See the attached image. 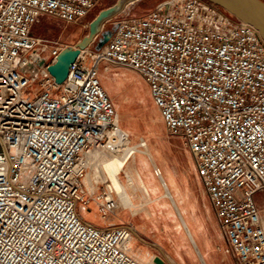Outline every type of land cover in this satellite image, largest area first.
<instances>
[{
	"label": "built area",
	"instance_id": "2783aa9c",
	"mask_svg": "<svg viewBox=\"0 0 264 264\" xmlns=\"http://www.w3.org/2000/svg\"><path fill=\"white\" fill-rule=\"evenodd\" d=\"M100 1L0 0V264H146L128 250L131 228H98L77 210L94 204L108 221L121 206L110 179L93 181L97 193L84 185L88 157L121 130L102 66L145 80L167 132L190 151L224 252L264 264L260 33L206 1L167 0L115 22L112 39L82 51L57 84L49 67L68 46L35 35V25L79 23Z\"/></svg>",
	"mask_w": 264,
	"mask_h": 264
},
{
	"label": "rangeland",
	"instance_id": "374dc122",
	"mask_svg": "<svg viewBox=\"0 0 264 264\" xmlns=\"http://www.w3.org/2000/svg\"><path fill=\"white\" fill-rule=\"evenodd\" d=\"M164 1L167 0H137L136 2L130 4L122 14L105 25L102 33L91 45L90 50L93 52H98L112 39L116 30L115 22H117L118 20L122 18L143 17L147 15L151 10L155 9L158 4ZM116 2L117 0L100 1L84 20L76 24H67L58 19L43 17L35 25L33 33L45 39L61 42L62 44L67 46H75L84 36L89 34V25L92 20L99 14V12L114 5ZM100 74H103L102 79L104 87L105 89H107V92L111 96L119 113L121 129L128 132V137L126 140V144L128 146H137L143 139L151 147L153 157H158L155 149H159L161 157H166L163 152H166L169 155L176 154L177 157H186L185 155H181L177 151V147H175V145L172 144L167 138V136H171L166 130L160 111L154 105L151 99L149 86L138 73L131 70L126 71L123 68L117 67H110V69L106 71L102 66L100 68ZM135 157H141L142 162L140 165V173L142 174V176L149 174L151 172V170L149 169V165L151 164L148 163L149 165H146L147 157L144 156L146 158L145 159L141 152H138ZM101 163L102 159L98 162L93 163L91 161V163L89 164L90 169L88 170L87 178H90L91 181H102L100 176L97 179L93 178L98 170L97 167H100ZM120 179L124 185H127V177L122 174L120 175ZM127 190L129 195L132 197V193L130 192L131 188L129 187ZM140 195L145 197V200L143 202V204L145 205L148 201V197L144 189H142ZM167 200L169 202L165 203V207L159 208L161 215L151 218L150 225L152 228H154L156 225L158 229H160V227L164 225L168 237H172V243L176 248V253L175 251H173L174 249L171 243L167 241V247L174 253L168 258L169 264H184L192 258L193 254L196 256L197 254L192 244L188 240L185 230L181 227L180 220L184 224L185 222L183 221L180 209L178 207L177 209H175L180 218L179 220L170 200ZM261 202L264 205V200H262ZM149 203H151V200H149ZM77 210L79 214L87 221H91L96 224L102 222V218L98 210H96L95 208H85L81 203H79L77 205ZM168 214L171 215L169 216L170 218L168 217ZM137 219H140V217H138ZM156 222L158 225L156 224ZM202 241L203 240L196 239L198 248L203 255L205 264H235L234 259L236 260V258L233 259L231 255H227L224 252L225 247L219 249L217 243H213L215 249L210 250L209 255L205 256L203 254L204 249ZM180 245L184 249H182ZM200 264H202L201 261Z\"/></svg>",
	"mask_w": 264,
	"mask_h": 264
},
{
	"label": "crops",
	"instance_id": "0c3cea01",
	"mask_svg": "<svg viewBox=\"0 0 264 264\" xmlns=\"http://www.w3.org/2000/svg\"><path fill=\"white\" fill-rule=\"evenodd\" d=\"M124 70L128 71V69ZM101 76L103 78V74ZM167 138L177 147V151L186 157H177L176 154L169 155L166 152H163L166 157H161L160 153L158 154L155 149L158 157H153L154 164L162 171L161 179L154 175L153 165H150L151 172L142 176L140 173L141 157L131 158L125 170L121 173V175L123 174L127 178L131 176L136 182L133 185H129L128 179L126 180L127 185L125 186L127 189L129 187L131 188V198L138 213H133L131 209L121 205L116 214L113 215L109 221L102 220L101 223L96 224L81 217L85 222L98 228H106L108 226L131 228L133 237L128 244V250L135 258L143 263L151 264L156 257H161L165 261V264H169L168 258L174 254L173 251L176 253V248L172 243V237H168L164 225H162L160 229L155 227L152 228L150 225L151 218L161 215L159 208H164L165 203L169 202L165 199L166 197H164L165 189L162 187L161 183L163 181L167 186V190H169L172 195L173 202L171 200L170 202L174 211L176 212L173 203H175L181 211L185 224L182 223L177 212L176 214L180 220L181 227L185 230L187 238L197 254V256L193 254L192 258L189 259L187 263L185 261V263H183L200 264L201 261L202 264H205L196 239L203 240V254L205 256L209 255L210 250L215 249L213 243H217L219 249L225 247V251L227 239L220 227L216 213L209 202L202 182L197 175L189 149L181 138L172 136H167ZM87 177L84 179V185L90 190L94 186L92 183L95 180L88 182ZM93 188L96 193L99 191L98 186H94ZM146 188L148 189L149 195L147 196L148 202L144 205L143 202L145 197L141 196L140 193L142 189L145 190ZM149 200H151V203H149ZM262 200H264V195L258 194L257 202L264 217V205L261 202ZM91 207L97 210L96 205L93 204ZM169 216L171 215L168 214V217ZM138 217H140V219H137ZM167 241L173 246V251L169 250L167 247ZM180 247L182 246L180 245ZM182 249L184 248L182 247ZM227 255H231L233 259L236 258L232 254ZM234 261L235 264H237V260L234 259Z\"/></svg>",
	"mask_w": 264,
	"mask_h": 264
},
{
	"label": "water",
	"instance_id": "95a60500",
	"mask_svg": "<svg viewBox=\"0 0 264 264\" xmlns=\"http://www.w3.org/2000/svg\"><path fill=\"white\" fill-rule=\"evenodd\" d=\"M137 0H117V2L99 12L89 25V34L84 36L75 46L64 48L57 57L55 64L49 67V72L57 84L62 85L70 71L71 65L80 53L95 42L105 25L117 18L124 10ZM223 9L236 19L254 26L264 40V0H203ZM155 264H165L161 257L154 259Z\"/></svg>",
	"mask_w": 264,
	"mask_h": 264
},
{
	"label": "bare ground",
	"instance_id": "6f19581e",
	"mask_svg": "<svg viewBox=\"0 0 264 264\" xmlns=\"http://www.w3.org/2000/svg\"><path fill=\"white\" fill-rule=\"evenodd\" d=\"M127 137H128V132L126 130L121 129L120 131H118L117 133L113 134L110 137V140L106 145L95 150L90 155V157H88L87 162L90 164L91 161L93 163V162H98L99 160L102 159L101 166L97 167L98 168V170H97L98 174L96 172V174L93 176V178L97 179L100 176L102 180H105V178L110 179L114 184V187L116 189V194L119 197L121 205L123 207L131 209L133 211V213H138L136 206L134 205L132 198L127 191V187L123 184V182L120 179V175H121L122 171L125 170V167L128 164V162L130 161V159L135 157L138 152H141L143 154V157L144 156L147 157V159L144 157L147 160V162L144 161V162H146L147 166L149 165L148 163H150L151 165H153V168H154L155 164H154L153 154L151 152V147H149L148 143H147L148 149H146V150L140 149L138 147V145L137 146H128L126 144L127 143V141H126ZM156 150H157V153L159 154L160 153L159 149H156ZM149 167H150V165H149ZM153 172H154V169H153ZM154 175H155V173H154ZM128 179H129V185H133L135 180L131 176H129ZM87 181L90 182L91 181L90 178H87ZM139 182H140V180H139ZM141 182H142V180H141ZM161 183H162V187L165 189L164 197H166L167 199L172 201V195L169 192V190H167L166 184L163 181ZM145 192L148 196L149 195L148 189H145ZM173 205H174V208L177 209L176 204L173 203ZM156 224H157V222H156ZM155 227H156V225H155ZM185 229L187 231L186 227H185ZM151 264H152V262H151Z\"/></svg>",
	"mask_w": 264,
	"mask_h": 264
}]
</instances>
